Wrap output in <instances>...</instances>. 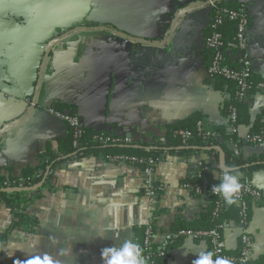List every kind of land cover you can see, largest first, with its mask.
<instances>
[{
  "label": "crops",
  "instance_id": "crops-1",
  "mask_svg": "<svg viewBox=\"0 0 264 264\" xmlns=\"http://www.w3.org/2000/svg\"><path fill=\"white\" fill-rule=\"evenodd\" d=\"M235 1L248 16L245 51L252 77L243 103L253 120L264 109V0ZM210 21L202 0H0V174L8 169L18 176L37 163L46 143L65 135L67 124L49 112L57 106L76 113L85 127L113 124L132 141L160 138L167 125L192 112L206 126L228 124L223 106L235 87H215L207 77L211 60L203 40ZM46 45L52 47L48 52ZM236 57L233 51L231 61L237 63ZM248 130L238 125L237 136ZM241 153L264 154V141L243 145ZM162 156L154 169L161 185L155 202L143 196L138 166L100 155L58 164L54 187L29 206L38 226L1 242L0 264H25L30 256L43 262L46 254L59 264H103V248L125 239L139 244L148 223H154L155 244H161L164 232L200 219L210 195L184 189L181 180L210 156L204 151ZM213 173L220 172L211 170L216 179ZM251 181L262 197L261 204L248 200L245 227L249 257L256 261L264 255V168ZM11 219L0 202V232ZM242 228L230 222L222 231L226 251L239 249ZM209 246L206 239L181 238L168 249L166 263L192 264L193 253Z\"/></svg>",
  "mask_w": 264,
  "mask_h": 264
},
{
  "label": "trees",
  "instance_id": "trees-1",
  "mask_svg": "<svg viewBox=\"0 0 264 264\" xmlns=\"http://www.w3.org/2000/svg\"><path fill=\"white\" fill-rule=\"evenodd\" d=\"M240 9H243L242 5L235 0H216L215 7L211 10V18L223 10L239 11ZM217 30L221 33L224 41H234L236 22L224 20L217 27ZM210 32L209 28V31L207 30L205 35L207 36ZM229 51H223L222 64L229 67L237 66L238 63L231 61L234 49ZM203 53L210 62L213 51L203 46ZM211 80L215 87H220V85L224 84H230L235 87L231 99L223 106L224 114L228 117L229 109L231 107L235 108L236 121L234 125L236 127L241 124L249 125L248 134L259 136L264 141V109H261L254 119L251 120L249 109L243 103V96L238 95L236 86L219 76H213ZM58 107H55V110L63 112ZM71 113L77 115L74 112ZM201 118L202 115L199 112H192L178 122L167 125L166 133L160 138H154L150 141H132L125 136L118 135L117 129L113 124H109L108 128L100 129L85 127L79 117L80 125L76 133L73 127H68L63 137L54 139L52 143H46L44 148L37 153L36 164L26 165L21 169L18 176L12 175L8 169H6L7 171L4 174H0V202L12 214L9 226L5 231L0 232V243L6 240L13 232L33 233L38 226V221L29 211V206L35 199L40 198L41 192L44 189L50 190L54 187L52 179L55 167L67 160H78L90 155H100L105 160L110 161L109 159L112 157L126 155L136 157V161L132 165L141 168L142 163H138V160L145 162L148 158H154L158 163L164 157L162 155H187L204 151L210 156V161L201 162L196 169L181 180V184L187 183L193 185L194 183H200L207 190L212 188L213 185L220 183L219 179H213L210 176L213 168H217L221 173L219 148H221L223 153L221 158L222 165L239 169V172L249 179H251L253 172L264 168V154L242 156L241 148L243 145L257 144L252 141H244V138H239L236 131L230 130L231 124L229 121L226 125L210 127L212 134L204 135L196 129V123ZM180 130H189L191 132V136L184 142H182V138L177 133ZM213 163L214 167L212 166ZM41 182V187L35 188ZM15 188H19L20 190H15ZM2 189L8 190L1 191ZM190 191L194 193L193 190ZM208 195H210L209 205L206 207V212L202 214L201 218L188 224L186 228H176L172 231L177 229L208 231L223 223H238L241 220L238 203L227 205L221 195ZM249 217L250 209L247 207L244 216L246 224L249 221ZM151 227L154 231V223L151 224ZM143 236L144 229L139 238L140 247ZM180 239L170 243L168 249ZM206 240L209 244V239L206 238ZM154 246L157 247L156 244ZM208 251H211V247ZM238 251L239 249L235 253H230L236 255ZM164 262L166 263L163 259L155 257L152 264H164ZM251 263L264 264V255L260 256L256 261H251Z\"/></svg>",
  "mask_w": 264,
  "mask_h": 264
},
{
  "label": "built area",
  "instance_id": "built-area-1",
  "mask_svg": "<svg viewBox=\"0 0 264 264\" xmlns=\"http://www.w3.org/2000/svg\"><path fill=\"white\" fill-rule=\"evenodd\" d=\"M215 1L216 0H202V4L212 10L215 7ZM224 20L236 22V34L234 41H224L221 37V33L217 30V27L221 25ZM247 27L248 16L244 9H240L239 11L223 10L219 12L218 15L211 18L209 24L211 32L205 36L203 40V45L213 51L211 63L207 67V77L211 79L213 76H219L233 83L238 89V95L240 96H243L252 77V62L245 51ZM50 49H52L51 45H46L44 47L45 52H48ZM233 49L237 52L236 58L238 67H229L222 64L223 51ZM49 112L64 121L68 127H73L76 133L80 125V119L77 115L68 112H59L53 108H50ZM228 121L231 124L230 130L235 132L236 126L234 123L236 121V110L233 107L229 109ZM196 129L199 133H203L204 135L212 134L210 127L204 125L202 121H197ZM177 133L182 138V142L191 136V132L189 130H180ZM243 138L244 141H252L256 144L263 143V139L256 135L251 136L247 134ZM109 160L110 162L114 163H128L132 165L136 161V157L121 155L112 157ZM138 163H142L141 171L144 177L143 196L147 199V201L155 202L158 197V192L161 190V185L156 183L154 179V169L156 167L157 160L154 158H148L145 162L138 160ZM239 182L241 184V190L237 194V203L240 207L241 215V220L239 223L243 228L240 235L239 251L236 255L227 252L221 242L222 231L228 227V223H223L220 226L208 231L177 229L174 231L164 232L161 235L163 242L161 244H156L157 247L154 246L156 234L153 231L150 223H148L144 228V236L141 242V248L143 249L144 256L147 258L148 264H152L153 258L155 257L166 261L169 244L177 239L185 237H190L193 239L208 238L211 252L214 253L212 257L213 260H215L217 256H221L228 259L231 264H252L249 257L251 241L250 236L245 228L246 222L244 220V216L248 207V200L254 202V204H261L262 197L261 192L257 187H255L251 179L242 173H240ZM181 187L187 190H193L196 195L207 193L212 195H220L219 193H213L211 191L212 188L209 190L205 189L200 185V183H194L193 185L185 183L181 184ZM164 264L167 263L164 262Z\"/></svg>",
  "mask_w": 264,
  "mask_h": 264
},
{
  "label": "clouds",
  "instance_id": "clouds-1",
  "mask_svg": "<svg viewBox=\"0 0 264 264\" xmlns=\"http://www.w3.org/2000/svg\"><path fill=\"white\" fill-rule=\"evenodd\" d=\"M216 179L220 180L219 184L213 185L211 191L219 193L227 205H234L238 201L237 194L241 190L239 182L240 172L235 167L221 165V173H213ZM100 238H105L101 235ZM187 252H185V255ZM197 258L192 264H231V262L221 256L212 259L214 253L211 251H201L193 253ZM101 259L103 264H148L147 258L143 254L140 245L131 239H125L124 242L117 246L105 247L101 250ZM25 264H59L55 258L47 256L41 261L40 257L30 256Z\"/></svg>",
  "mask_w": 264,
  "mask_h": 264
},
{
  "label": "water",
  "instance_id": "water-1",
  "mask_svg": "<svg viewBox=\"0 0 264 264\" xmlns=\"http://www.w3.org/2000/svg\"><path fill=\"white\" fill-rule=\"evenodd\" d=\"M230 147H231V145H230ZM220 155L222 156V152L220 151ZM222 165V164H221ZM41 185H42V182L41 183H39L35 188H39V187H41ZM3 190H8V189H2L1 191H3ZM15 190H20L19 188H15ZM45 190V189H44Z\"/></svg>",
  "mask_w": 264,
  "mask_h": 264
}]
</instances>
